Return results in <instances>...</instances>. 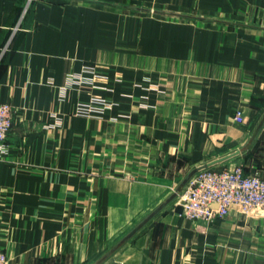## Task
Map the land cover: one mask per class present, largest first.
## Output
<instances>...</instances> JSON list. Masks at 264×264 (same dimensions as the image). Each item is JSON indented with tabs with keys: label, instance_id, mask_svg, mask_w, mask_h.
<instances>
[{
	"label": "crops",
	"instance_id": "obj_1",
	"mask_svg": "<svg viewBox=\"0 0 264 264\" xmlns=\"http://www.w3.org/2000/svg\"><path fill=\"white\" fill-rule=\"evenodd\" d=\"M0 103L7 264H264V208L177 205L231 153L264 178V0H0Z\"/></svg>",
	"mask_w": 264,
	"mask_h": 264
},
{
	"label": "built area",
	"instance_id": "obj_2",
	"mask_svg": "<svg viewBox=\"0 0 264 264\" xmlns=\"http://www.w3.org/2000/svg\"><path fill=\"white\" fill-rule=\"evenodd\" d=\"M109 104L100 96L91 97L84 110L101 113ZM14 110L7 103H0V150L12 126ZM240 120L239 115L236 117ZM179 215L188 220L202 219L213 222L225 218L232 208L243 213L264 208V178L246 173L241 165L204 168L195 172L178 193ZM0 264H7L0 249Z\"/></svg>",
	"mask_w": 264,
	"mask_h": 264
},
{
	"label": "water",
	"instance_id": "obj_3",
	"mask_svg": "<svg viewBox=\"0 0 264 264\" xmlns=\"http://www.w3.org/2000/svg\"><path fill=\"white\" fill-rule=\"evenodd\" d=\"M236 153H237V152H235V153H231V154H228V155H225V156L220 157V158H218V159L212 160V161H210V162H208V163H206V164H204V165H201V166H200L195 172H197V171L200 170V169L208 168V167H210V166H212V165H214V164H217V163L223 162V161L229 159L230 157H232L233 155H235ZM195 172H193V173L190 175V177H191ZM190 177H189V178H190ZM189 178H188V179H189Z\"/></svg>",
	"mask_w": 264,
	"mask_h": 264
}]
</instances>
